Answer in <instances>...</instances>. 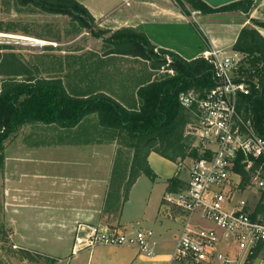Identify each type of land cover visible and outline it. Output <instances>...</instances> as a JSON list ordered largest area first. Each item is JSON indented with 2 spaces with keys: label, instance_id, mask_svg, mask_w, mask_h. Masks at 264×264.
Instances as JSON below:
<instances>
[{
  "label": "rangeland",
  "instance_id": "1",
  "mask_svg": "<svg viewBox=\"0 0 264 264\" xmlns=\"http://www.w3.org/2000/svg\"><path fill=\"white\" fill-rule=\"evenodd\" d=\"M154 1L184 8L189 11L188 15L199 10L189 3L180 4L178 0ZM200 13L199 10L196 18L192 19V24L198 29L201 37H204ZM249 14L253 15L250 20L264 22V0H251ZM93 22L94 31L103 30L102 36L95 37L92 31L68 14L49 13L30 5L22 6L17 4L16 0H0V53H13L16 61L10 62L11 58L5 57L4 64L7 63L3 70H9L11 63L20 64V70L28 71L16 76L18 78L29 75L59 77L64 86L69 88L71 77H80L94 59L112 49V45L104 42V37L110 36L113 26H98L94 19ZM173 35L170 33L169 37ZM37 40L44 43L40 44L41 46L36 45ZM241 66L249 67L245 57ZM158 69L160 68H152L153 78L163 75ZM3 77L6 76L0 75V78ZM248 77L246 76V79L249 80ZM251 81L255 83L256 79ZM239 110L250 117L244 112V107L239 106ZM97 123L96 115L90 114L75 128L77 133L90 136L93 146L89 152L76 157L74 171H81L82 157L87 162L85 167L90 166L92 177L112 171L113 179L108 183L106 204H114L119 202L124 194L125 183H122V178L127 173L132 150L126 147L127 137L115 136V130L100 128ZM75 129L32 122L19 127L4 141L3 150L0 152L3 156L0 158V264H71L72 262H68L71 255L62 253L63 250L68 246L72 251L76 245L84 246L85 238L94 226L99 227L98 223L108 221L105 215L99 217L100 212L96 211L101 196L92 195L90 207L84 204L82 194L79 193L83 182L81 179L75 181L74 203L67 199V180L62 179L66 171L61 162L58 164L57 175L60 177L56 179L53 175L54 165L50 169H39L36 160L31 157L34 146H55L74 139L72 133L74 134ZM113 140L116 141V146H113ZM184 141L189 144L190 138L184 136ZM190 150L191 147L188 151ZM62 153H56L55 158L64 161L67 155ZM186 157L183 159L188 164L181 165V168L189 166L193 159ZM47 159L45 157L42 161ZM177 160L179 161V158L175 161ZM163 165L166 166L164 163ZM89 183L91 193L98 194V177ZM58 257L63 261L60 262ZM258 263L259 261H256V264Z\"/></svg>",
  "mask_w": 264,
  "mask_h": 264
},
{
  "label": "crops",
  "instance_id": "2",
  "mask_svg": "<svg viewBox=\"0 0 264 264\" xmlns=\"http://www.w3.org/2000/svg\"><path fill=\"white\" fill-rule=\"evenodd\" d=\"M82 4L95 20L98 26L108 25V28H132L146 35L148 40L159 48L175 52L180 57L191 60L200 57L212 48L231 51L239 30L244 25L251 24L252 14H244L240 10L222 11L214 13H200L204 37L192 24L190 15L180 8L159 4L154 0H76ZM196 18V15H195ZM111 25V26H109ZM264 37V28L255 27ZM202 32V31H201ZM170 33L174 35L170 36ZM202 34V33H201ZM203 38V39H202ZM150 62L138 56L107 53L99 55L87 68L76 77H71L68 93L72 95H88L104 93L118 101L126 108L139 105L136 95L137 89L153 79ZM99 126V124L97 123ZM78 125L70 128L74 130ZM102 128L101 126H99ZM74 139L64 141L55 146H34L31 155L36 160L39 169L55 166L53 175L58 179L59 162L66 171L62 179H66L67 199L72 204L75 198V181L81 179L82 199L90 207L92 195L101 196L99 217L105 215L108 221L97 220L98 230L121 229L132 231L140 227H147L154 232V255L140 254L136 248L127 246L97 244L91 247L75 246L73 251L68 246L62 253L70 256L71 264H172L170 254L174 241L179 234L181 223L175 218L174 211L168 212L162 205V196L167 191H177L186 185L188 180L185 159L171 161L151 151L147 162L155 174L154 179L139 174L127 190L126 196L119 202L107 203L108 183L113 179V173L92 177L90 166L84 157L81 158V171H74V162L79 155L89 152L93 146L90 136L74 131ZM116 146V141H112ZM63 152L66 159L59 160L55 154ZM50 156H44V154ZM47 157V160L43 158ZM77 157V158H76ZM54 160V161H53ZM54 162V163H52ZM163 163L166 165L164 166ZM168 164V165H167ZM188 164V163H187ZM66 175V176H65ZM98 177L97 193H91L90 181ZM146 178V179H145ZM124 183L126 176L123 178ZM102 181V183H99ZM57 189V187H55ZM62 190V188H61ZM103 213V214H101ZM53 250V249H51ZM72 251V252H71ZM61 253V254H62ZM53 254V253H52ZM60 254V255H61ZM59 255V256H60ZM61 257H58V259ZM182 264V263H181Z\"/></svg>",
  "mask_w": 264,
  "mask_h": 264
},
{
  "label": "built area",
  "instance_id": "3",
  "mask_svg": "<svg viewBox=\"0 0 264 264\" xmlns=\"http://www.w3.org/2000/svg\"><path fill=\"white\" fill-rule=\"evenodd\" d=\"M198 13L195 10L191 16ZM164 57L166 63L158 72L172 75L171 59ZM200 57L211 64L215 85L203 93L190 88L177 96L191 113L183 137L190 138L188 145L197 158L186 167V185L162 196V205L174 211L181 223L170 261L264 264V136L239 110L240 97L252 89L240 72L245 56L212 48ZM85 239L87 247L127 246L154 255V232L147 227L132 231L93 228Z\"/></svg>",
  "mask_w": 264,
  "mask_h": 264
},
{
  "label": "trees",
  "instance_id": "4",
  "mask_svg": "<svg viewBox=\"0 0 264 264\" xmlns=\"http://www.w3.org/2000/svg\"><path fill=\"white\" fill-rule=\"evenodd\" d=\"M17 4L35 6L49 13L68 14L83 27L100 37L103 30L94 31L93 18L88 10L76 0H16ZM189 3L201 13L240 10L248 14L251 0H237L221 6H212L203 0H178ZM185 14L186 9L180 8ZM254 25L264 28V22L252 20ZM93 29V30H92ZM104 42L112 45L107 53L138 56L150 62L152 68H160L165 62L164 55L171 59L172 75L163 73L158 78L141 85L136 95L139 105L126 108L104 93L72 95L67 92L59 77L25 78L16 76L23 72L20 64H9L3 70L5 57L15 62L13 53H0V152L4 141L24 124L41 122L72 128L90 114H95L99 126L112 129L116 135L127 137L126 147L132 150L124 182V194L139 174L154 179L155 174L147 162L149 152L175 161L186 156L197 158V152L184 141L183 133L191 113L180 105L178 93L190 88L203 93L215 85L211 64L203 57L186 60L173 51L153 45L145 34L132 29L120 28L112 31ZM234 51L245 56L249 67H240L243 75L250 76L251 91L240 97L239 106L250 116L256 131L264 136V37L253 25H244L232 45ZM2 153L0 158L2 159ZM113 173V172H112ZM123 179V178H122ZM123 182V181H122Z\"/></svg>",
  "mask_w": 264,
  "mask_h": 264
},
{
  "label": "water",
  "instance_id": "5",
  "mask_svg": "<svg viewBox=\"0 0 264 264\" xmlns=\"http://www.w3.org/2000/svg\"><path fill=\"white\" fill-rule=\"evenodd\" d=\"M203 1H205L206 3L212 6H221L237 0H203Z\"/></svg>",
  "mask_w": 264,
  "mask_h": 264
},
{
  "label": "bare ground",
  "instance_id": "6",
  "mask_svg": "<svg viewBox=\"0 0 264 264\" xmlns=\"http://www.w3.org/2000/svg\"><path fill=\"white\" fill-rule=\"evenodd\" d=\"M30 39V38H29ZM33 41V40H32ZM40 44H43L44 42L42 40H37Z\"/></svg>",
  "mask_w": 264,
  "mask_h": 264
}]
</instances>
